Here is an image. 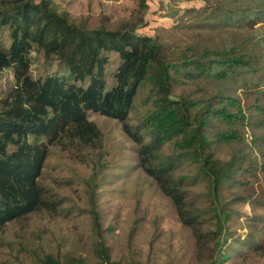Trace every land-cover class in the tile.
I'll list each match as a JSON object with an SVG mask.
<instances>
[{
	"label": "trees",
	"instance_id": "obj_1",
	"mask_svg": "<svg viewBox=\"0 0 264 264\" xmlns=\"http://www.w3.org/2000/svg\"><path fill=\"white\" fill-rule=\"evenodd\" d=\"M136 2L137 19L112 28L90 27L74 21L51 0H0V24L8 26L11 37L10 43L0 40V75L12 68L15 78V86L0 99V231L35 212L59 213L63 199L44 182L50 150L57 145L77 152L100 149L103 133L89 118V113H99L121 122L138 145L140 165L171 199L179 220L193 229L200 245L206 240L207 233L201 230L205 216L217 220L220 238L215 249L219 251L225 222L231 216L224 210L222 191L226 184L238 180L240 160L213 158L208 129L214 118L223 125L220 140L230 141L238 135L232 123L241 117L253 128L262 129L255 132L256 141L264 132V90H255L262 96L248 102L244 109L239 96L234 99L231 95L218 96L217 107L212 101L198 104L186 96L173 97L174 71L179 66L216 75L225 90H237L243 83L249 92L259 83L245 79L241 82L239 70L255 67L243 59L244 53L227 58L229 52L237 50L233 44L217 52V58L209 57L211 53L205 49L195 60L190 61L184 55L186 63L176 64L162 42L139 32L151 5L149 0ZM251 14L246 11L244 16ZM34 48L43 51L47 61H57L68 71L67 75L34 77L31 72ZM186 50L194 52L197 48L189 46ZM112 52L119 54L122 63L115 71L116 84L109 88L106 72ZM254 59L257 61L258 56ZM263 72L264 69L258 82ZM140 105L146 106L144 119L133 125L131 112ZM237 105L239 109L232 112L230 107ZM166 145L172 146V153H164ZM260 148H264V139ZM185 166L192 169L191 173L185 172ZM200 178L209 182L212 198L208 207L198 205L191 197V188ZM89 182L94 202L97 184L94 178ZM8 244L17 254L30 251L29 256H37L36 264H88L79 255L65 256V260L48 251L41 255L19 233L8 238ZM99 246L106 264H138L111 260L104 241ZM260 247L258 244L255 249ZM217 260L219 263L220 259Z\"/></svg>",
	"mask_w": 264,
	"mask_h": 264
},
{
	"label": "rangeland",
	"instance_id": "obj_2",
	"mask_svg": "<svg viewBox=\"0 0 264 264\" xmlns=\"http://www.w3.org/2000/svg\"><path fill=\"white\" fill-rule=\"evenodd\" d=\"M51 2L60 11L68 12L74 21L90 27L107 25L115 28L139 15L136 0ZM149 2L151 8L139 32L153 35L162 42L173 62L185 64L184 55L193 61L205 49L211 53L209 57L217 58V52L233 44L237 50L229 52L227 58L244 53L243 59L255 67L240 69L239 79L259 83L252 92L247 91L243 83L237 90H225L216 75L179 66L174 71L173 97L186 96L198 104L212 101L217 107L218 96L227 98L226 95H231L232 99L239 96L244 109L248 102L253 103L262 96L255 90H264V72L258 82V75L264 69V0ZM246 11L252 13L251 16H244ZM226 18L232 21H225ZM9 31L8 26L0 24V40L10 43ZM189 46H195L197 50L187 52ZM31 63V72L36 78L68 73L57 61H47L43 51L37 48L32 50ZM121 63L119 54L112 52L106 72L109 88L116 84L115 71ZM14 86L13 69L7 68L0 75V99L5 98ZM236 108L230 107L232 112L237 111L239 105ZM145 109V105L134 108L130 123L138 125L144 119ZM89 114L103 133L102 147L83 152L59 145L51 148L44 167V182L51 192L63 199L61 210L57 215L35 212L2 229L0 264H36L37 256H29L30 251L17 254V250L9 246L8 238L16 233L24 235L30 247L41 255L48 251L64 260L65 256L79 255L88 264L107 263L101 254L100 241L107 246L111 260L123 263L213 264L216 261V264H264V148H260L264 132L253 140L255 132L261 128H253L240 117L232 123L239 136L222 142L220 128L223 125L214 118L211 120L208 136L212 157L223 161L240 160L238 180L223 187L221 201L231 216L225 222L222 245L216 251L215 244L220 238L217 220L205 216L201 230L207 233L206 240L200 245L193 229L179 220L171 199L140 165L138 145L121 122L99 113ZM224 127L227 126L224 124ZM95 151L100 153L95 154ZM172 151L171 145L165 146V154ZM184 169L185 172L192 171L188 166ZM92 178L97 184L94 202L89 192ZM197 182L191 188L192 200L208 207L212 198L208 179L200 178ZM258 244L261 247L256 250ZM217 259H220L219 263Z\"/></svg>",
	"mask_w": 264,
	"mask_h": 264
}]
</instances>
